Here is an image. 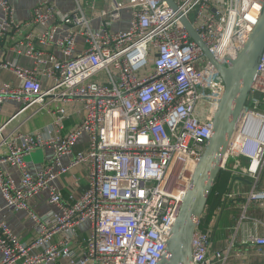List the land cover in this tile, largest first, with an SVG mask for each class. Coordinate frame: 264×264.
Masks as SVG:
<instances>
[{"label": "built area", "instance_id": "built-area-1", "mask_svg": "<svg viewBox=\"0 0 264 264\" xmlns=\"http://www.w3.org/2000/svg\"><path fill=\"white\" fill-rule=\"evenodd\" d=\"M174 1L176 10L167 0H74L63 10L40 0L23 23L12 0H0V43L28 27L13 43L16 58L0 60L18 82L0 85V104L16 102L0 121V194L9 210H27L35 229V238L24 241L0 218V264L159 263L225 89L181 17L226 65L264 6V0ZM42 111L51 114L47 127L23 130ZM77 111L81 120L68 128ZM39 149H49L51 159L32 169L26 159ZM239 158L249 164L232 177L251 188L234 234L215 249L204 212L193 237L194 264H223L237 243L264 247V219L250 214L264 208V51L222 169ZM78 165L87 166L88 185L69 201L57 180ZM43 194L50 209L39 214L30 201Z\"/></svg>", "mask_w": 264, "mask_h": 264}, {"label": "water", "instance_id": "water-1", "mask_svg": "<svg viewBox=\"0 0 264 264\" xmlns=\"http://www.w3.org/2000/svg\"><path fill=\"white\" fill-rule=\"evenodd\" d=\"M167 1L175 10L178 8L174 0ZM181 20L190 36L221 74L225 89L214 114L213 132L194 171L180 213L158 264H194L192 244L197 221L205 212L209 196L222 170L226 150L250 97L258 73L259 60L264 51V6L257 25L242 49L236 56L227 57L226 65L220 63L210 52L191 21L185 16H182ZM256 97L261 98V94L257 93ZM237 179L243 180L241 177Z\"/></svg>", "mask_w": 264, "mask_h": 264}, {"label": "crops", "instance_id": "crops-1", "mask_svg": "<svg viewBox=\"0 0 264 264\" xmlns=\"http://www.w3.org/2000/svg\"><path fill=\"white\" fill-rule=\"evenodd\" d=\"M40 0H12V3L15 7V19L18 22H26L31 17V13L33 8L39 3ZM56 2L61 9L66 10L73 6L74 0H53ZM87 0H82V3L85 4ZM1 13V9H0ZM28 27L23 28L22 33H13L10 32L9 36L0 43V60L6 59H15V53L13 51V43L16 39L24 36L27 33ZM26 35V34H25ZM20 63L24 65H31V61L26 58H21ZM9 82L17 84V80L11 71L4 70L0 68V85L2 83ZM16 102L14 100H7L3 104H0V121L5 119L11 111L14 109ZM78 110V109H76ZM82 118V113L80 111L75 112L71 119L67 121V127L75 126ZM51 114L47 111H42L35 114L31 117L23 126V130L25 131H35L38 129H42L47 127V125L51 122ZM78 148H81L83 145H78ZM31 157L28 159V164L32 169H37L42 167L48 160L51 159L52 152L49 149H39L34 152V154L30 155ZM68 158H65L67 161ZM13 175L18 176V170L15 168H11L9 165H5ZM57 185L63 192V195L66 200H71L73 197H78L81 193L86 189L88 185V169L86 165H78L73 168L68 174L62 176L57 180ZM251 185L248 180H241L232 178L229 182V190H235L236 192L242 193V197L239 199L232 198L227 200L223 194V203L222 212L218 213L211 219L208 224L213 225V235L215 237V249L223 247L228 239H231L234 232L233 227L236 225L238 219H240V214L243 211L244 204L246 203V195L250 190ZM46 195L43 194L35 199L30 201V206L35 209L39 214L46 213L50 206L46 202ZM238 210L239 212L234 215L232 212ZM228 212V213H227ZM227 213V215H226ZM225 214V216H224ZM250 214L253 216L261 217L264 219V208H259L255 206ZM220 216L218 218L217 216ZM0 218L8 221L10 227L13 231L24 241H32L35 238V229L34 223L32 219L29 217L27 210H21L17 212H13L6 208L5 202L0 194ZM233 219V223L228 230L229 233L224 236V234L220 233V226L224 223H230ZM221 220H224L221 223ZM88 224H84L79 229L80 237L85 236L88 230ZM261 234H264V229L261 228ZM213 256V251L211 253V257ZM1 258V254H0ZM223 264H264V247L258 248L252 244H241L237 243L235 245L234 250L231 252L229 258Z\"/></svg>", "mask_w": 264, "mask_h": 264}, {"label": "rangeland", "instance_id": "rangeland-1", "mask_svg": "<svg viewBox=\"0 0 264 264\" xmlns=\"http://www.w3.org/2000/svg\"><path fill=\"white\" fill-rule=\"evenodd\" d=\"M99 1V3H102L103 2V0H98ZM126 25V21H123V22H118V23H114L113 24V27L114 28H118V27H120L121 25ZM79 104H77L76 105V108L78 109L79 108ZM70 107H72V106H70ZM84 138H87V136L85 135V137ZM34 154V153H33ZM31 156H28L27 157V161H28V159L30 158ZM248 164H249V161H248V159H245V158H239L238 160H236V161H230V162H228L227 164H226V167L224 168V169H222V171H221V174H220V178H218L219 180H218V185L217 186H215L214 188L216 189V190H218V189H221V191H222V193L224 194L227 190H228V188H229V182H230V180L232 179V178H234V177H232L233 175H237V176H243L244 175V170H245V168L248 166ZM223 194H222V198H223ZM220 213L222 212V206H220L218 209H217ZM239 211L238 210H235L234 209V212H232V214H233V217H234V215H236L237 213H238ZM228 213V212H227ZM227 213H226V215H227ZM224 216H225V214H224ZM218 218H220V216L218 215L217 216ZM224 222V220H221V223H223ZM232 223H233V219L231 220V222L230 223H224L223 225H221L220 226V233L221 234H224V236L226 237V235H228V233H229V229H230V227H231V225H232Z\"/></svg>", "mask_w": 264, "mask_h": 264}, {"label": "trees", "instance_id": "trees-1", "mask_svg": "<svg viewBox=\"0 0 264 264\" xmlns=\"http://www.w3.org/2000/svg\"><path fill=\"white\" fill-rule=\"evenodd\" d=\"M220 174L218 178H220ZM218 180L219 179H217L215 186L218 185ZM222 194L223 193L221 189H218V190H216L215 188L212 189V192L209 196L208 203L205 209V220H204L205 224L209 223L211 219H213V217L218 213L217 209L220 206L224 205L223 200H222Z\"/></svg>", "mask_w": 264, "mask_h": 264}]
</instances>
